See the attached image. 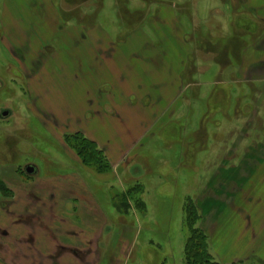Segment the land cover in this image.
<instances>
[{
    "label": "rangeland",
    "instance_id": "rangeland-1",
    "mask_svg": "<svg viewBox=\"0 0 264 264\" xmlns=\"http://www.w3.org/2000/svg\"><path fill=\"white\" fill-rule=\"evenodd\" d=\"M263 11L264 0H0V264L51 263L5 254L8 236L28 239L27 203L32 220L46 206L57 239L82 236L78 251L106 244L100 264H184L187 199L212 261L264 264ZM138 93L153 99L128 110ZM78 131L112 155L109 171L66 146ZM134 185L144 208L121 215L111 198ZM46 240L36 249L58 251ZM71 258L57 261L82 264Z\"/></svg>",
    "mask_w": 264,
    "mask_h": 264
},
{
    "label": "trees",
    "instance_id": "trees-1",
    "mask_svg": "<svg viewBox=\"0 0 264 264\" xmlns=\"http://www.w3.org/2000/svg\"><path fill=\"white\" fill-rule=\"evenodd\" d=\"M68 136L66 135L64 142L79 158V161L83 166L91 169L97 174L110 170L111 163L105 154V150L99 148V145L95 141L89 139L79 131ZM140 188L141 186L134 185L128 190V192L122 191L121 193L116 194L114 198L112 197V205H114L115 211H118L121 215H127L129 212L128 210L130 209V204L133 206L135 205L137 208L140 207L142 210L144 208V203L141 199L135 197V194L141 191ZM131 197L136 199L132 200ZM182 209L183 213H185V217L182 221L186 232L185 234L187 235L185 245L183 246L184 264H218L210 259L211 254L209 252L210 244L208 235L196 227V223H198V220L200 219L199 209L188 199L185 201ZM61 223L64 225L65 220L63 221L62 219Z\"/></svg>",
    "mask_w": 264,
    "mask_h": 264
},
{
    "label": "flooded vegetation",
    "instance_id": "flooded-vegetation-1",
    "mask_svg": "<svg viewBox=\"0 0 264 264\" xmlns=\"http://www.w3.org/2000/svg\"><path fill=\"white\" fill-rule=\"evenodd\" d=\"M27 168H32V167H30V166L26 167L25 168V172H26ZM32 169H33L32 174H34L35 170H34V168H32ZM45 207L41 206L40 208L42 210L38 211L39 215H34L35 219L32 220V216L30 215V214H32L31 213L32 210H31V207L29 206V203H27V208L23 209L25 211V216H27L26 217L27 220H25L26 224L25 225H20V227H18V228H23L25 230V232L27 234L26 237L28 239H26V241L24 240L23 242H20V241H18V239L12 237L11 235L8 236L7 237V241H9L8 242L9 246L5 245V252H6L5 254L11 255L13 252H10V249L14 251L13 254H15V253L20 254L21 252L18 249H24V250H26V253L25 254H20V255H23L24 259H27V261H29V262L32 261V260H35L39 256V254L40 255L44 254L45 255V260L46 259H52V260H50L51 261L50 264H60V261H57V260L63 259L64 256H67V257L70 256V257L74 258V260H73L74 262L77 261V260H80L82 262V264L85 263L89 259H93L94 260V262H93L94 264H100L98 262L103 260L102 258H100L101 254H102L101 251L105 250L104 254L106 255V244H104L105 248L104 247H100L102 242H100V240L96 239L92 243V244H94V246L93 245L91 246L92 247L91 251H93V252L95 251L94 253L90 252V251H87V250H89L88 249L89 247L87 248V246H85V245L82 246L83 248H81V249H83V250L82 251L80 250L81 251L80 252V251H78L80 249V244L78 245V241L75 240L77 237L75 239H73L74 236H70L69 239H68L70 241H67L66 242L67 244L65 242H63V240L57 239L55 231L53 230V228L48 226V225H46L45 222L41 219L40 213L43 211V209ZM5 211H8L7 207L5 208ZM10 211H11V209L9 210V212ZM32 222L33 223L35 222V223L33 224ZM32 233H34L35 235H32ZM37 233H38V235H37ZM6 236L7 235H5L4 238ZM31 238H32L33 241H29V239H31ZM42 238L43 239H47L46 241H44L45 245H46L47 241L51 242V240H54L55 242L53 241L54 242L53 245H54V247L55 246L57 247V248L56 247L55 248L58 251H54L52 253L48 252V253L45 254V253L42 252V250H40V248L36 249V247H35L36 242H38V240H40ZM83 240H87V239H83ZM87 242L89 243V241H87ZM69 243L72 246L70 245L71 247H68V248L64 249V245H68ZM83 243H85V241H83ZM3 244H4V242L0 241V246H2V249L4 248ZM92 253H93V256H91ZM102 257H103V255H102ZM54 260H56V263H55ZM68 260H69V258H68Z\"/></svg>",
    "mask_w": 264,
    "mask_h": 264
},
{
    "label": "crops",
    "instance_id": "crops-1",
    "mask_svg": "<svg viewBox=\"0 0 264 264\" xmlns=\"http://www.w3.org/2000/svg\"><path fill=\"white\" fill-rule=\"evenodd\" d=\"M264 12V11H263ZM256 57H258V56H255V57H252L251 58V60L253 61L252 63H256L257 62V59H256ZM262 61H263V63H264V59H262ZM107 82V81H106ZM247 82H252V83H254L255 81H252V80H249V81H247ZM112 83H111V80L110 81H108L107 83H105V82H100V84L98 85V87L96 88V92H99L100 90H104V91H106V89H105V87H108V85L110 86ZM109 88V87H108ZM148 93H138V94H129V95H126L125 96V98H123L124 99V101H125V103L126 104H128V106H127V108H129L128 110H131L130 108H132V107H129L130 106V104L133 102V100H132V98H133V96L138 100V98H141V99H146L147 97H149V100H151V99H153V96L152 95H147ZM151 98V99H150ZM140 99V100H141ZM150 105H151V107L152 106H154V104L153 103H150ZM143 106H144V104H143V102H142V100L136 105V107L137 108H139V109H142L143 108ZM90 139V138H89ZM92 140V139H91ZM93 141H95L96 143H97V141L96 140H93ZM100 145H103V144H100ZM107 157L109 158V160H110V157H112V155L110 156L109 155V153L107 152ZM222 157H224L225 158V155H223ZM227 160V159H226ZM130 165V164H129ZM128 165V166H129ZM127 166V167H128ZM138 170V169H137ZM137 172H139V170L137 171ZM65 179V178H64ZM67 179V178H66ZM247 226H251V221H248V225ZM84 237V236H83ZM77 238H82V236H79V237H77ZM218 245V244H217ZM238 260H245V259H247V257H243V258H237Z\"/></svg>",
    "mask_w": 264,
    "mask_h": 264
},
{
    "label": "water",
    "instance_id": "water-1",
    "mask_svg": "<svg viewBox=\"0 0 264 264\" xmlns=\"http://www.w3.org/2000/svg\"><path fill=\"white\" fill-rule=\"evenodd\" d=\"M6 115H7V113H3V114H2L3 117H5ZM26 172H27L28 174H32L33 169H32V168H27Z\"/></svg>",
    "mask_w": 264,
    "mask_h": 264
}]
</instances>
